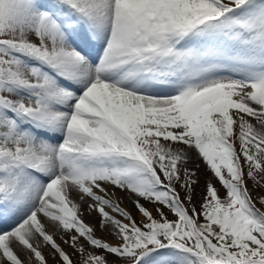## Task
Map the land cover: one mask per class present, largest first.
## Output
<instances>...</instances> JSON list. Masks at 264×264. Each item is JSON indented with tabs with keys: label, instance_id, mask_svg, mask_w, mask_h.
Here are the masks:
<instances>
[{
	"label": "snow or ice",
	"instance_id": "6c2138e0",
	"mask_svg": "<svg viewBox=\"0 0 264 264\" xmlns=\"http://www.w3.org/2000/svg\"><path fill=\"white\" fill-rule=\"evenodd\" d=\"M0 264H264V0H0Z\"/></svg>",
	"mask_w": 264,
	"mask_h": 264
},
{
	"label": "rangeland",
	"instance_id": "374dc122",
	"mask_svg": "<svg viewBox=\"0 0 264 264\" xmlns=\"http://www.w3.org/2000/svg\"><path fill=\"white\" fill-rule=\"evenodd\" d=\"M126 206L129 207V208H131V205L130 204H127V202H126ZM133 214L134 215L136 214L134 209H133Z\"/></svg>",
	"mask_w": 264,
	"mask_h": 264
}]
</instances>
